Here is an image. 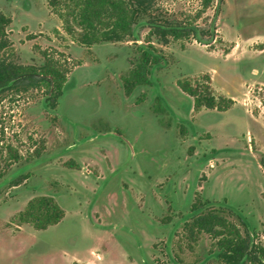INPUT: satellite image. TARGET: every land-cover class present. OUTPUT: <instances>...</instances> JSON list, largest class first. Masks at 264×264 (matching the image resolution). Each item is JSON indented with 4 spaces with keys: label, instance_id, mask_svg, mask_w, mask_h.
I'll return each mask as SVG.
<instances>
[{
    "label": "rangeland",
    "instance_id": "rangeland-1",
    "mask_svg": "<svg viewBox=\"0 0 264 264\" xmlns=\"http://www.w3.org/2000/svg\"><path fill=\"white\" fill-rule=\"evenodd\" d=\"M203 1L156 0L155 16L203 10L200 36L155 39L164 59L152 83L126 95L121 76L148 44L146 19L137 40L87 47L50 0H0L16 60L41 65L47 49L69 69L56 108L45 86L0 102L2 143L19 155L0 178V264H217L208 234L193 250L183 237L197 197L240 214L264 246V0ZM205 74L230 109L194 111L178 81ZM39 195L66 212L42 230L18 219Z\"/></svg>",
    "mask_w": 264,
    "mask_h": 264
},
{
    "label": "trees",
    "instance_id": "trees-1",
    "mask_svg": "<svg viewBox=\"0 0 264 264\" xmlns=\"http://www.w3.org/2000/svg\"><path fill=\"white\" fill-rule=\"evenodd\" d=\"M213 0H204L203 9L208 8ZM156 0H50V5L63 22L65 32L81 45L91 47L107 42L137 40L136 25L146 19L150 28L146 37L147 45H138L140 55L134 65L121 76L126 95H131L136 88L152 83L153 69L162 62L163 55L154 45L173 40H187L200 36L196 19L201 17L200 10L192 19L186 21L172 16L153 15L152 8ZM13 19L0 10V102L10 91L19 92L39 86L50 91L49 102L57 107L68 80V67L47 49L40 50L44 59L41 65L22 64L15 58L12 50L14 43L9 27ZM34 39L35 36L30 37ZM209 74L202 78H185L178 81L183 92L194 100V111L203 108L226 111L235 100L222 93H217L212 86ZM156 113L164 114L166 108L157 98L153 105ZM1 124V121H0ZM0 128V178L19 157L10 145L2 143ZM9 152L11 161L4 159ZM40 149L36 150L39 153ZM1 160H6L5 166ZM75 166L79 167L75 164ZM22 180L15 181L19 184ZM211 201H202L197 197L192 205L193 216L184 224L183 237L193 250L203 234L212 239V255L217 264H264V246L256 241V234L240 214L236 219L231 211L224 207L211 206ZM65 209L52 195H39L32 198L18 215L21 224H31L42 230L58 224L65 217Z\"/></svg>",
    "mask_w": 264,
    "mask_h": 264
},
{
    "label": "flooded vegetation",
    "instance_id": "flooded-vegetation-1",
    "mask_svg": "<svg viewBox=\"0 0 264 264\" xmlns=\"http://www.w3.org/2000/svg\"><path fill=\"white\" fill-rule=\"evenodd\" d=\"M193 205V204H192ZM192 207V206H191Z\"/></svg>",
    "mask_w": 264,
    "mask_h": 264
}]
</instances>
